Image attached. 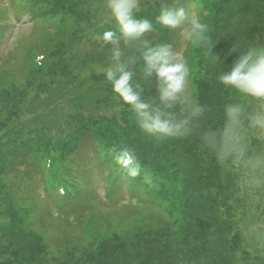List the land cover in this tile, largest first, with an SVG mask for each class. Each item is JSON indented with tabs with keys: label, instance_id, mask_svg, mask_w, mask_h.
Masks as SVG:
<instances>
[{
	"label": "trees",
	"instance_id": "1",
	"mask_svg": "<svg viewBox=\"0 0 264 264\" xmlns=\"http://www.w3.org/2000/svg\"><path fill=\"white\" fill-rule=\"evenodd\" d=\"M24 1L32 2V0ZM43 1L48 3L45 13L49 14L51 18L58 15L64 7V3L69 0ZM97 1L100 2V0ZM14 3L17 5L16 0H10V4L15 5ZM164 3L184 8L189 16L195 14L201 15L202 18L209 16L217 18L209 31L208 45L203 47L192 45L191 47V44L188 43L192 49L189 59L191 65H194L197 72L204 70V76L200 75L193 81L197 87L199 104L202 105L208 101L217 102V100L219 103L221 98L227 94L228 89L219 83L218 76L227 70L228 64H231L230 56L237 55V53L228 54L229 48L233 44L244 49L251 45V40L255 43L264 39L261 36L260 26L257 24L258 0H153L152 2L144 0L135 15L137 18L148 19L153 22L154 31L148 34L149 40L153 44L170 43L174 46L181 38L178 34L179 29H164L155 22ZM6 7L8 11H11L10 5L7 4ZM16 9L14 12L17 16L27 12L23 8L19 10L16 7ZM75 9L73 7V10ZM73 10H71L73 14L70 15L72 18L88 20L90 17L86 11ZM103 15L97 19L100 23L97 28L87 35L85 42L89 49L75 57L68 50L74 47H67L68 42L62 40L64 37L58 33L59 30L53 22V37L50 42L53 47L48 52L40 54L42 60L36 67L37 71L43 70L52 76L56 75L57 83L52 82L56 85L53 90L61 88L62 84L60 83H64V88L69 89L73 94L74 99L70 101L72 111L63 116V118L66 117L64 119L66 123L71 125V128L67 125V132L61 129L56 132V127L48 128L46 121L35 123L29 118H21L24 109L18 113L20 100L14 101L13 97L18 95L17 98L19 99L26 91L29 82L22 89L15 88L16 92L7 89L1 90L0 104L4 109H0V126L6 128L7 135L3 139L0 136V147L6 146L0 151V163H4L5 173L12 164H17L19 168V170L13 169V172L33 169L29 166H32L33 163L31 153H35L40 156L39 159H46L48 162L49 168L46 170L48 183L44 180V173L40 177L43 180L42 187L45 193H53V197L55 196L60 202L71 200L82 192L81 182H87L82 174L80 177L78 168L81 170L84 168L85 174H87V166H92L91 163H88L87 158L81 157L82 150L85 147H90L95 167L98 168L97 175L104 179L103 187L106 186L104 191L107 198H109L111 191L113 190L115 193L114 190L120 185L124 186L131 196L134 194L141 195L144 192L157 195L165 194L166 182L176 179L182 164L186 168L182 169L184 177L180 179V187L177 191H172L178 193L180 191L185 202L186 198L191 200L189 190L197 184L201 189L198 194L202 196L206 190L204 188H209L212 185V175L214 176L215 171H217V168L215 171L213 168L214 159L211 160L213 165L210 162L207 170L203 168L201 163L196 164L191 161V163L184 165L182 162L188 151L196 156L199 153L195 148L196 141L193 142V130L197 120L193 122L192 131L183 137L157 139L147 135L141 129L135 113L119 99L104 80L103 74L106 69L103 67L111 65L112 60L103 62L106 59L104 56L100 57V52L105 49V53L111 55L112 46L102 40V35L106 31H117L118 29L111 18L106 20L107 22L103 21ZM233 15L239 18L233 20L230 18ZM241 15L245 16L240 17ZM240 23L245 24L243 29L237 27ZM252 26L254 31L249 29ZM55 27L58 31H55ZM139 55L138 52L133 51L131 57H136L137 63H129L130 70L135 74L134 84H138L143 89L144 98L152 104L156 111L162 112L174 120L181 119L178 108L169 109L163 106L156 97L153 83L143 80L141 76L142 60H139ZM223 59L224 64L222 63ZM33 60L35 59L31 60V64H35ZM46 60L48 61L46 62ZM27 69L29 73L34 71H31L29 67ZM206 74L210 75V80L205 79ZM47 84L49 83H39L38 85L45 86ZM36 88L38 89L37 86ZM60 91V96H62L64 92ZM58 94L59 91L54 95L56 100L60 99ZM112 101L118 109L116 117L107 114V109L110 108ZM21 106L24 108V105ZM161 107L163 110H160ZM53 132L57 133V137H54ZM121 148H129L134 152L141 168L140 175L137 177H129L116 164L114 157ZM15 159L16 161H14ZM7 161L12 164L7 163ZM63 164L65 168L60 170L59 166ZM185 172H188L187 176H185ZM93 177L94 173L90 171L87 179ZM37 182L38 180L33 185L31 181L28 185L32 184L33 188L34 186L37 188L39 184ZM86 191L83 194L85 197L93 192V189ZM4 198L6 206L4 210L0 208V213L2 211V215L7 216V224L4 225V237L7 240L12 238L16 246L14 247L12 244L1 245L3 243L0 241V264H68L52 262L51 259H47V254L44 253V240L28 227L30 224L28 206L25 203L18 205V202H13L11 197L6 194ZM192 198L195 199L193 195ZM207 200L209 204L200 203L199 207L198 202H193V205L190 203L189 213L192 211L197 213V215L191 216L195 224L190 228L184 227L186 225L183 220L182 223H178L179 230L167 236L158 231L153 232L151 229L141 228L133 233L134 241L131 243L136 245V249L123 251L126 248L122 246L123 241L120 238H112L109 242L107 240L100 243V247H97L95 252H90L86 256V260L95 264H155L158 260L161 264L162 261H164L163 264H184L175 256L185 257L184 255H186L194 258L197 264H212L213 259L219 255L218 249L221 248L212 245L207 240L211 224L207 210L211 209L215 199L210 195ZM51 201L54 202L55 206L57 205L55 198H52ZM55 206L53 210H55ZM48 214L49 217L53 216L51 210H48ZM80 222L81 225L84 224L83 226L89 224L88 219L85 222L84 216ZM0 226L2 227V223ZM181 228L182 230H180ZM37 237L41 239L37 240ZM113 244L115 247L109 255L110 246ZM5 251L8 252L7 255H5ZM39 253L43 254L39 255ZM223 259L221 258V260Z\"/></svg>",
	"mask_w": 264,
	"mask_h": 264
},
{
	"label": "rangeland",
	"instance_id": "2",
	"mask_svg": "<svg viewBox=\"0 0 264 264\" xmlns=\"http://www.w3.org/2000/svg\"><path fill=\"white\" fill-rule=\"evenodd\" d=\"M22 1L16 0L17 5L16 3L12 5L10 0H0V15L2 14L0 18V23H2L0 25V92L5 89L16 92L15 88L22 89L29 82L26 91L19 99L17 98L18 95L13 97L14 101L20 100L18 113L24 109L21 118H29L35 123L46 121L48 128L56 127V132L59 129L67 132V125L70 126L69 128H71V125L66 123L64 120L66 117L63 118V116L72 111L70 101L74 99L73 94L69 89L64 88V83H60L62 84L61 88L53 90L56 85L52 82L57 83L56 75L52 76L43 70L37 71L36 67L39 66V61L42 60L40 54L48 52L53 47L50 43L53 37V22L59 30L55 27V31L61 33L64 42H68L67 47H74L68 49L71 54H74V57L89 49L85 40L87 35L100 24L97 19H100L99 17L102 14H104L103 21H108L111 18L105 6L106 0L102 2L100 0L101 3L97 0H69L64 3L61 12L51 18L49 14L45 13L48 8L47 2L43 0ZM143 1L141 0V5ZM146 1L152 2L153 0ZM258 3L257 24L260 26L261 36L264 37V0H258ZM7 4L11 6V11H8ZM71 5L76 8L75 10L86 11L90 14L89 19L77 20L70 17L73 14ZM16 7L19 10L23 8L27 12L17 16L14 12L17 10ZM244 16L241 15L240 17ZM230 18L237 20L239 17L233 15ZM202 19L208 23L209 29H211L217 18L209 16ZM237 27L243 29L245 24L240 23ZM249 29L254 31L253 26ZM180 37L177 45L173 46V50L178 51L190 67L189 94L198 101L197 87L193 81L200 75L203 77L204 70L197 72L194 65H191L189 59L192 54V44L190 47L184 36L180 35ZM251 41V45L264 44V39L258 40V42L255 39V43H253V40ZM104 50H101L100 57L104 56V59H106L103 62H109L111 55L105 53ZM133 51L132 49L125 50L124 59L126 62L130 61ZM33 58L35 64H31ZM234 58L235 55H231L230 62ZM109 66L107 65L103 69H107ZM27 67L34 71L29 73ZM205 79L210 80V75L206 74ZM39 83L49 84L40 86ZM60 90L64 92L62 96H60ZM51 91L52 94H50ZM58 91L60 99L56 100L57 98L54 95ZM231 102L250 105L253 111L259 106L258 102L240 97L231 89H228L227 94L221 98L219 103L217 100V102L208 101L202 104L205 108L204 115L197 120L193 130V142L196 141L195 148L199 153L196 156L188 151L186 157L182 159L184 165L192 161L196 164L201 163L203 168L207 170V166L214 158L203 147L202 137L209 129H218L222 125L223 106ZM21 105H24V108ZM1 108L4 109L0 104ZM116 108L115 103L112 101L110 108L107 109V114L116 117L118 114ZM177 108L181 118L187 114L183 107L177 106ZM160 110H163V107ZM56 132H53L54 137H57ZM6 133V128L0 126L2 139L7 135ZM5 147H0V151ZM91 154L90 147H85L81 152V157L87 158L88 163L92 164L91 167L87 166V174H85L84 168L83 170L78 168L80 177L82 174V177L87 181L81 182L82 192L76 198L63 202L57 201V198L53 197V193H45L42 187L43 180L40 178L42 173H44L45 182L48 183L46 170L49 166L46 159H39L40 156L31 153L33 163L29 167L33 169L22 172H13V169L19 170L17 164L7 161L12 165L5 173L4 163H0V208L4 210L6 206L5 194L10 196L13 202H18V205L25 203L28 206L30 210V224H28V227L44 240V253L47 254V259H51L52 262L57 261L68 264H95L92 261H87L86 256L90 252H95L97 247H100V243L107 240L109 242L112 238H120L123 241L122 246L126 247L123 251L134 250L136 245L131 243L134 241L133 233L141 228L164 233V236L177 232L179 230L178 223H182V220L186 225L184 227L190 228L195 224L191 216L197 215L193 211L189 213L190 203L193 205V202H198V207L200 203L209 204L207 199L211 195L215 200L211 205V209L207 210V215L210 217L208 219L211 223L207 240L212 245L221 248L218 249L219 255L213 259L212 264H264V186L246 185L241 181L238 173L219 167L214 160L213 168L214 171L217 168V171H215L214 176L212 175V185L209 188H204L206 190L200 196L198 192L201 189L195 184L189 190L191 200L186 198L184 202L185 198L180 191L179 193L173 192L180 187V179L184 177L182 169L186 168L183 164L176 179L166 182L167 190L165 194L157 195L144 192L141 195L134 194V196H131L125 187L120 185L114 190L115 193L112 190L109 198H107L104 191L106 186L103 187L104 179L97 175L98 168L95 167L94 157ZM79 159L81 160L80 156ZM59 168L60 170L64 169V164ZM90 171L94 173V177L92 179L88 178L90 179L88 180L87 175ZM187 174L188 172H185V176ZM36 180L39 183L37 188L35 186L33 188L32 184L28 185L31 181L34 185ZM89 189H93V192L87 194L86 197L83 196L84 192ZM192 195L196 200L192 198ZM52 198H55L56 206L51 201ZM54 206L55 210H53ZM48 210H51L53 216L49 217ZM83 216L85 222L87 219L89 222L86 226L81 225L80 222ZM202 217L206 218L205 216ZM6 221L7 216L2 215L1 211L0 241L3 243L1 245L12 244L15 247L16 243L12 241V238L7 240L4 237ZM36 239L41 238L37 237ZM40 243H42L41 240ZM110 247L109 255L115 246L113 244ZM4 253L5 255L8 254L6 251ZM42 254L39 253V255ZM184 256L176 255L175 258L177 257V260L183 261L184 264H197L194 258ZM221 258L224 259L221 260ZM163 263L164 261H162ZM155 264L161 263L158 260Z\"/></svg>",
	"mask_w": 264,
	"mask_h": 264
},
{
	"label": "clouds",
	"instance_id": "3",
	"mask_svg": "<svg viewBox=\"0 0 264 264\" xmlns=\"http://www.w3.org/2000/svg\"><path fill=\"white\" fill-rule=\"evenodd\" d=\"M140 5L141 0H106L105 6L118 30L102 35V40L112 46V63L103 74L104 80L135 113L147 135L157 139L186 136L192 131L193 122L204 115L205 108L189 94L190 67L181 54L170 43L153 44L149 40L153 22L137 18ZM155 22L164 29H179L178 34L194 46H206L210 40L208 23L201 15L189 16L182 7L164 3ZM126 49L140 54L141 76L153 83L159 101L169 109L183 107L186 115L174 120L153 108L144 98L143 89L133 82L135 74L129 62L136 64L137 58L131 57L126 62ZM231 53L237 55L218 76L219 83L240 97L258 102L259 106L253 111L250 105L241 102L225 104L222 125L209 129L202 144L219 167L235 171L248 186L261 187L264 186V44L244 49L232 44L228 50ZM114 159L129 177L140 175V165L131 149L121 148Z\"/></svg>",
	"mask_w": 264,
	"mask_h": 264
}]
</instances>
